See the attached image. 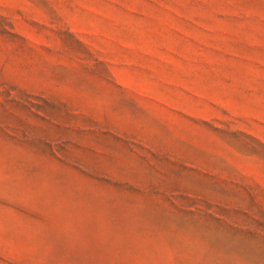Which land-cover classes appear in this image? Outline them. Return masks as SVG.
<instances>
[{
	"label": "rangeland",
	"instance_id": "374dc122",
	"mask_svg": "<svg viewBox=\"0 0 264 264\" xmlns=\"http://www.w3.org/2000/svg\"><path fill=\"white\" fill-rule=\"evenodd\" d=\"M0 264H264V0H0Z\"/></svg>",
	"mask_w": 264,
	"mask_h": 264
}]
</instances>
